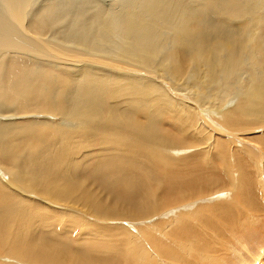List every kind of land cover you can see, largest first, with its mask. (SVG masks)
<instances>
[{"label": "bare ground", "instance_id": "6f19581e", "mask_svg": "<svg viewBox=\"0 0 264 264\" xmlns=\"http://www.w3.org/2000/svg\"><path fill=\"white\" fill-rule=\"evenodd\" d=\"M107 2L0 0V264H253L264 0Z\"/></svg>", "mask_w": 264, "mask_h": 264}, {"label": "rangeland", "instance_id": "374dc122", "mask_svg": "<svg viewBox=\"0 0 264 264\" xmlns=\"http://www.w3.org/2000/svg\"><path fill=\"white\" fill-rule=\"evenodd\" d=\"M105 1H108L107 2V4L108 5H110L111 4V2H110V0H105ZM206 13V16H205V18H204V23H206V24H214L215 22H216V19H215V17L213 16V14H212V12L211 11H209L207 8L204 10V12H203V14H205ZM112 68H116V67H113L112 66ZM129 70H131V69H129ZM133 71V70H132ZM52 118H54V117H52ZM54 120V119H53ZM58 120V119H57ZM169 126V125H168ZM171 127V126H170ZM170 127H167V124L166 125H161L158 129L159 130H161V131H167V130H169V129H172V128H170ZM260 131H262V130H260ZM230 133H233V131H231L230 130ZM260 133V132H259ZM90 143H92V144H90L89 145V142L87 143V145H88V147L90 148V150H89V148L86 146L85 148H83V149H85L86 150V152L89 154L90 152H92V153H94L95 155H96V153H98V154H102L103 152H107V151H110L111 150V148L109 147V146H104V149H105V151H102V150H100L99 149V147L101 146V145H98L97 143H95V142H90ZM92 146H93V148H92ZM108 147V148H107ZM83 149L81 150V154H79V157H84V156H87L88 154L87 153H85V150H84V152H82L83 151ZM252 149V151H254L255 152V154H254V157L256 158V160H261L263 163H264V157H263V154H262V152H260V150H259V152L257 151V149L255 150L254 148H251ZM96 152V153H95ZM264 153V152H263ZM85 154V155H84ZM87 154V155H86ZM260 155H261V158H260ZM89 156V155H88ZM223 164L222 163H220V162H218L217 163V166H219V167H223L222 166ZM264 166V165H263ZM261 171H263V173L261 172V174L259 175V177H257V183L256 184H258V185H256V188H257V190H258V193H262V195H260L259 194V199H260V201H262L261 202V204H264V170L262 169ZM263 174V175H262ZM261 177V178H260ZM260 181V182H259ZM261 184L263 185V186H261ZM262 189H261V188ZM159 217L157 218V219H160L161 217H163L164 216V214L161 216V215H158ZM129 223H127V225H128ZM60 226V225H59ZM128 226H131L130 224L128 225ZM61 228V227H60ZM133 228V229H132ZM135 228H137L136 226H135V224H132V226H131V230L134 232V233H136L137 234V230L135 229ZM136 230V231H135ZM260 231V230H259ZM254 231V233H251V234H249V235H244V236H242V238L243 239H248V237H249V239H248V241H241V240H239V239H237V241H239L240 243H238L237 245H238V247H239V249H243V243H245L246 245H247V247H248V249H249V251L248 252H244V253H246V254H248V255H250L249 256V258H248V256H246L247 258H248V260H249V262H251V263H253V264H258L259 262H257V260H258V255H259V253H257V251L262 247V246H264L263 244H264V233L262 232V231ZM81 232V230H80V228L78 227V229H77V231H75V233H74V235H71V233L69 234V236L70 237H74L75 238V240L77 239V236L79 235L78 233H80ZM256 232H259V233H257L256 234ZM133 233V234H134ZM84 234V233H83ZM81 235V236H84V235ZM259 234V235H258ZM262 234V235H261ZM81 236H79V237H81ZM72 237V238H73ZM79 237H78V239L77 240H80L79 239ZM261 237L263 238V239H261ZM234 240V239H233ZM147 243V242H146ZM255 244V245H254ZM242 245V246H241ZM255 249V250H254ZM254 250V251H253ZM251 251V252H250ZM256 251V252H255ZM250 253V254H249ZM251 253H255L254 255L253 254H251ZM255 256H256V258H255ZM251 257V258H250ZM254 257V258H253ZM237 258V259H236ZM240 259H239V257H234V259L233 260H231V258H228L226 261H224L223 262V264H233V262H236V263H234V264H242L241 263V261H239ZM254 260H256V261H254ZM254 262H256V263H254Z\"/></svg>", "mask_w": 264, "mask_h": 264}]
</instances>
